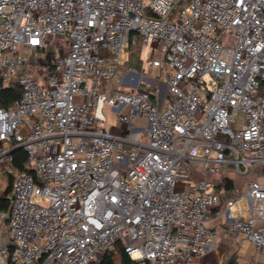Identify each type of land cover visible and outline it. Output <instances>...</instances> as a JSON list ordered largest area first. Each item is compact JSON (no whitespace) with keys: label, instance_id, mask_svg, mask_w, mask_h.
Segmentation results:
<instances>
[{"label":"built area","instance_id":"built-area-1","mask_svg":"<svg viewBox=\"0 0 264 264\" xmlns=\"http://www.w3.org/2000/svg\"><path fill=\"white\" fill-rule=\"evenodd\" d=\"M143 47L140 70H121ZM0 80L20 90L0 106V264H94L118 247L192 264L216 247L221 197L229 235L264 257V0H0ZM256 168L242 197L193 179Z\"/></svg>","mask_w":264,"mask_h":264},{"label":"crops","instance_id":"crops-1","mask_svg":"<svg viewBox=\"0 0 264 264\" xmlns=\"http://www.w3.org/2000/svg\"><path fill=\"white\" fill-rule=\"evenodd\" d=\"M133 70V69H132ZM136 71V70H134ZM157 71H153L156 74ZM3 175V174H1ZM8 178V177H7ZM194 181L207 180L215 185L216 191H221L223 180H227L229 184L236 188L239 197H242L246 191L247 184L250 181L261 180V169L256 168L248 175H238L232 169L221 173L215 177L201 176L199 173L193 175ZM6 188H4L3 180L0 182V198L5 197ZM239 207L245 209L243 202H239ZM225 204L212 209L209 212V221L207 226L215 235L216 247L206 256L196 259L192 264H248L255 258L264 261V257H259L254 245L245 237L240 236L238 239H233L228 233L227 213L225 212ZM246 216L245 210L243 212ZM9 234L7 231H0V242L8 241ZM118 251V250H117ZM113 254L114 264H124L118 252Z\"/></svg>","mask_w":264,"mask_h":264},{"label":"trees","instance_id":"trees-1","mask_svg":"<svg viewBox=\"0 0 264 264\" xmlns=\"http://www.w3.org/2000/svg\"><path fill=\"white\" fill-rule=\"evenodd\" d=\"M132 55V53H131ZM51 57V53L48 52V57ZM49 57V58H50ZM20 98V90L17 86L12 87H3L1 85L0 80V106L3 108L10 107L14 104L15 101H17ZM11 165L17 172L24 171V164L26 162V154L23 152L22 149H14L11 154ZM7 188L5 191V197L0 198V211H7L9 208V200H7V196L10 193L11 190V183H12V176L10 175L7 179ZM223 186L224 189H229L231 185L227 180H223ZM118 255L124 262V264H134L132 261L129 260V258L126 256V254L123 252V249L121 247L117 248ZM94 264H114L113 263V254L112 253H103L100 254Z\"/></svg>","mask_w":264,"mask_h":264},{"label":"rangeland","instance_id":"rangeland-1","mask_svg":"<svg viewBox=\"0 0 264 264\" xmlns=\"http://www.w3.org/2000/svg\"><path fill=\"white\" fill-rule=\"evenodd\" d=\"M184 1H186V0H184ZM178 9H179L178 5L175 6L174 11H173V13L175 15L177 14ZM49 53H51V55H52L53 54V49H49ZM147 55H148V48L147 47H143L140 50H135L134 53H132V55H131V52L130 51L127 54L123 53L121 55V57H120V63H121V65H123L122 68H121V70H125V68L128 67L130 69L139 71L141 65L146 60ZM114 87H116V86L114 85ZM103 115H104V117L106 119V122H107V124L103 125V127L106 130L109 129L110 126L115 125V119L108 112L107 108H105L103 110ZM112 132L113 133H120L121 131L118 128L117 129L116 128H113L112 129ZM7 179L8 178L6 177V175H0V182L3 180L4 188H7V184H8L7 183L8 182ZM224 204H225L224 203V198L221 197V205H224Z\"/></svg>","mask_w":264,"mask_h":264},{"label":"water","instance_id":"water-1","mask_svg":"<svg viewBox=\"0 0 264 264\" xmlns=\"http://www.w3.org/2000/svg\"><path fill=\"white\" fill-rule=\"evenodd\" d=\"M16 149H21V147H17ZM13 151L7 153V155H11Z\"/></svg>","mask_w":264,"mask_h":264}]
</instances>
